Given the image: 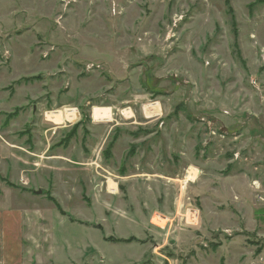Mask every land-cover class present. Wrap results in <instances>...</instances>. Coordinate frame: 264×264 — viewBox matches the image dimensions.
Listing matches in <instances>:
<instances>
[{
    "label": "rangeland",
    "instance_id": "rangeland-1",
    "mask_svg": "<svg viewBox=\"0 0 264 264\" xmlns=\"http://www.w3.org/2000/svg\"><path fill=\"white\" fill-rule=\"evenodd\" d=\"M0 133L25 264H264V0H0Z\"/></svg>",
    "mask_w": 264,
    "mask_h": 264
},
{
    "label": "crops",
    "instance_id": "crops-1",
    "mask_svg": "<svg viewBox=\"0 0 264 264\" xmlns=\"http://www.w3.org/2000/svg\"><path fill=\"white\" fill-rule=\"evenodd\" d=\"M111 113L113 114V112H111ZM78 119L79 120H76L77 122H79L81 118H78ZM106 119L110 120L111 118H109V119L106 118ZM46 121L47 122H45V124H42L43 126L48 124V122L50 120L47 119ZM77 122H75V123H77ZM51 131H52V129L51 130L49 128L45 129L43 127V130H42L41 134H37L35 136L38 137V140L40 138L45 140L44 139V135H45V137H47L46 143H47V141L51 142L50 141L51 136L49 137V135H51V134H49V132H51ZM69 131H70V129L66 130L63 137H66V133H68ZM7 132H10V131H7ZM30 136H31V134L27 136L26 142L29 141L28 137H30ZM63 137H62V139L60 141L63 140ZM91 137L93 139L94 136L93 135H89V139L88 140H91ZM86 141L87 140H85L84 143ZM4 144H6L7 148L10 149V150L14 149L15 147H19L14 142L10 143V140L9 139L8 140L5 139L0 133V145L2 146ZM62 144H63V142H62ZM10 146H13V147L10 148ZM24 146L25 145H23V147ZM85 146H88V144H85ZM52 147L53 146H50V149ZM88 152L89 151L86 149V153H88ZM83 153L85 154L84 150H83ZM71 159L73 161V158H71ZM80 162L87 163L86 161H80ZM74 163L78 164V161H76ZM88 163H89V161H88ZM87 169L88 168L85 167L84 171H86ZM86 172H88V171H86ZM64 183L66 185L68 182H64ZM95 193L96 192H93V194H95ZM66 194L68 196H70V193H66ZM0 197H2V196L0 195ZM18 211L10 210V209H1L0 208V264H25V247H24V242H23L24 239H23V236H22V233H21V222H20V217H21V215L24 216V214H22L21 212H18Z\"/></svg>",
    "mask_w": 264,
    "mask_h": 264
},
{
    "label": "bare ground",
    "instance_id": "bare-ground-1",
    "mask_svg": "<svg viewBox=\"0 0 264 264\" xmlns=\"http://www.w3.org/2000/svg\"><path fill=\"white\" fill-rule=\"evenodd\" d=\"M149 106V105H148ZM155 108V107H154ZM151 111V110H150ZM152 112V111H151ZM77 111L74 108H68L66 110H58V111H49L47 112L48 120L56 122V123H64L66 121H74L77 115ZM112 113L109 108L104 107H95L94 109V118L98 120H104L106 118L109 119V116H111ZM195 173H197V170L192 169L191 172L187 175V180H190L193 176H196Z\"/></svg>",
    "mask_w": 264,
    "mask_h": 264
},
{
    "label": "trees",
    "instance_id": "trees-1",
    "mask_svg": "<svg viewBox=\"0 0 264 264\" xmlns=\"http://www.w3.org/2000/svg\"><path fill=\"white\" fill-rule=\"evenodd\" d=\"M258 1H263V0H258ZM227 3H228V0H227ZM85 117V116H84ZM80 123V122H79ZM77 124V123H76ZM76 126H74V129H75ZM76 134V131L75 130H70L67 135H66V139L64 140L65 142H68L71 138L70 137H73L74 135ZM69 135V136H68Z\"/></svg>",
    "mask_w": 264,
    "mask_h": 264
},
{
    "label": "built area",
    "instance_id": "built-area-1",
    "mask_svg": "<svg viewBox=\"0 0 264 264\" xmlns=\"http://www.w3.org/2000/svg\"><path fill=\"white\" fill-rule=\"evenodd\" d=\"M192 220H193V218H192V219H190V222H191ZM195 220H198V219H197V217H196V219H195Z\"/></svg>",
    "mask_w": 264,
    "mask_h": 264
},
{
    "label": "water",
    "instance_id": "water-1",
    "mask_svg": "<svg viewBox=\"0 0 264 264\" xmlns=\"http://www.w3.org/2000/svg\"><path fill=\"white\" fill-rule=\"evenodd\" d=\"M39 193H41V191H38Z\"/></svg>",
    "mask_w": 264,
    "mask_h": 264
}]
</instances>
